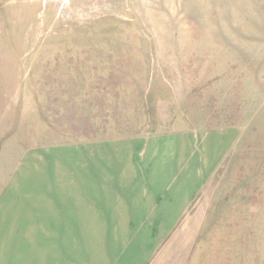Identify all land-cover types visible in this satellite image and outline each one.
I'll use <instances>...</instances> for the list:
<instances>
[{
	"label": "rangeland",
	"instance_id": "374dc122",
	"mask_svg": "<svg viewBox=\"0 0 264 264\" xmlns=\"http://www.w3.org/2000/svg\"><path fill=\"white\" fill-rule=\"evenodd\" d=\"M44 208L64 263L264 264V0H0V264Z\"/></svg>",
	"mask_w": 264,
	"mask_h": 264
},
{
	"label": "crops",
	"instance_id": "0c3cea01",
	"mask_svg": "<svg viewBox=\"0 0 264 264\" xmlns=\"http://www.w3.org/2000/svg\"><path fill=\"white\" fill-rule=\"evenodd\" d=\"M112 179L114 181H116L114 176H112ZM136 181H137V185L139 186V183L142 180L137 179ZM153 190H154V192H152ZM153 190L150 191L148 188L147 191L143 192L141 187H139V191L137 190V192L135 191L132 194H130L129 202H125L128 206H126V204H124L125 206L119 207V210H122V211H125L126 209L128 211H130V210L131 211H140V210H144V209L149 210V211L155 210L156 208L153 205V202L157 201V198H158L157 195H159L160 192L157 191V187H155ZM97 193L99 195L101 192L99 191ZM65 194H67V192ZM96 198L99 199L98 197H96ZM95 201H96V199H95V197H93L92 203ZM182 208L183 207L179 206V209H182ZM113 209L115 210V209H117V207H113ZM62 210H58L57 212L53 213L52 211L48 212L44 208V210L42 212V220L40 219L41 220V225H40L41 233L43 231H44V233H42V236L38 235L37 240L34 241V242H38L41 244L42 243H50V244H57L58 243V244L54 245V246H50L52 249L38 250L35 252H33V249H32V251L25 250L23 253V259H24L23 261L24 262L20 263V262L14 261L13 264H69L68 262L64 263V261L67 258H69V259H71V257L77 258L78 254L76 251L72 252V251H68V250L59 249V246H60L59 243L62 240H60L58 238L56 240V238H53L52 235L50 234L52 232H56V228L68 227V226L76 227L77 226L76 223L63 224L65 222L62 221L61 217H63V216L66 217V216L64 215ZM117 216H120V218H121L123 215L118 214ZM51 217H52V220L49 221L48 218H51ZM81 224L83 227H88L90 225V223H88V224L87 223H81ZM133 224L137 225V223H133ZM51 228H54V229H51ZM35 237L36 236H34V238ZM30 242H32V238L30 236H25L24 243H30ZM51 250H54V251H51ZM8 251H10V250H5L6 255H8L9 258L13 257V259L17 260L18 257L16 256V252L15 251L8 252ZM38 254H39V256H38ZM72 255H74V256H72ZM4 258H6V257H4ZM28 259H32L33 261L29 263ZM37 259H39V260L37 261ZM20 260H22V259H20ZM70 264H72V263H70Z\"/></svg>",
	"mask_w": 264,
	"mask_h": 264
}]
</instances>
